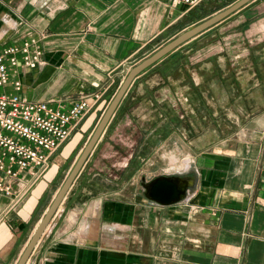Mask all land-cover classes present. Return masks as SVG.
<instances>
[{
    "label": "crops",
    "instance_id": "obj_1",
    "mask_svg": "<svg viewBox=\"0 0 264 264\" xmlns=\"http://www.w3.org/2000/svg\"><path fill=\"white\" fill-rule=\"evenodd\" d=\"M191 10L169 0H0V48L36 38L43 50V63L18 72L30 100L68 108L85 93L101 94L22 201L0 193V264H17L126 64L210 17ZM120 116L145 164L160 149L167 166L170 154L173 165L189 158L199 179L187 199L160 205L102 175L93 155ZM27 264H264V0L136 76Z\"/></svg>",
    "mask_w": 264,
    "mask_h": 264
},
{
    "label": "built area",
    "instance_id": "obj_2",
    "mask_svg": "<svg viewBox=\"0 0 264 264\" xmlns=\"http://www.w3.org/2000/svg\"><path fill=\"white\" fill-rule=\"evenodd\" d=\"M173 5H198L202 0H169ZM43 63L36 38L0 48V193L13 205L22 201L49 168L51 154L71 135L76 122L89 110L85 93L68 108L50 101H33L23 93L18 72Z\"/></svg>",
    "mask_w": 264,
    "mask_h": 264
},
{
    "label": "water",
    "instance_id": "obj_3",
    "mask_svg": "<svg viewBox=\"0 0 264 264\" xmlns=\"http://www.w3.org/2000/svg\"><path fill=\"white\" fill-rule=\"evenodd\" d=\"M250 1L251 0H236L234 3L224 8L223 10L211 15L205 20L180 33L178 36L157 49L150 56L146 57L145 59L131 67L122 84L105 109L92 135L90 136L89 140L78 156L74 166L57 191L51 204L45 211V214L40 219L17 264H27L34 248L36 247L46 228L53 219L67 192L82 170L85 162L95 148L98 140L105 131L118 105L120 104L122 98L124 97L125 93L127 92L129 86L136 78V76H138L143 70L163 58L178 46L210 28L214 24L220 22ZM188 173L190 174L185 177V175ZM198 179L199 176L197 175V171L194 169H191L190 172L177 171L174 173L160 174L153 177L152 179H147L145 176H142V193L147 199L154 201L160 205H171L187 199L196 189Z\"/></svg>",
    "mask_w": 264,
    "mask_h": 264
},
{
    "label": "rangeland",
    "instance_id": "obj_4",
    "mask_svg": "<svg viewBox=\"0 0 264 264\" xmlns=\"http://www.w3.org/2000/svg\"><path fill=\"white\" fill-rule=\"evenodd\" d=\"M233 1L235 0H202L197 5V7H192V13L190 14H199L201 15V17L207 15L210 16L211 13H214L218 9H223L227 7V5H229ZM190 16L191 15L186 16V20L191 19ZM132 64L133 63L126 64L127 66L125 67L123 73L124 76L127 75V73L132 67ZM110 101L108 102V104L110 103ZM188 101L189 100L187 98L186 102L188 103ZM187 105L190 106V103H188ZM127 110L128 109H126V111ZM100 118L97 119L96 125H94L93 128L88 130L89 132H85L86 134H84L82 140H80L78 145L68 156L67 161L61 169L59 181L64 182V180L66 179L67 175L74 166L78 156L80 155L82 149L84 148V145L88 141V137L91 136L90 134H92L94 129L96 128ZM122 121L123 119L121 118V116L117 120L114 119L112 121L105 137L102 140L101 150L96 151L93 157L102 158V175L110 177L116 176L118 183L120 185H124V193H126V191H130V189L132 190V187H137L141 191L142 176H145L147 179H151L157 175L165 173H174L177 171L190 172L192 168H190L191 166L189 167V158H186L184 160V162L188 164L186 168H184L183 166V168L181 167L182 164L180 161L176 162V164L173 165L172 159L170 161L171 165L167 166L165 162H168V160L165 159H167L168 157H164V152L161 149L156 151L151 156L154 162L152 163V165L145 164L147 159L146 151L138 152L137 150H135L137 146L136 143L139 137L129 133V129H127L124 125H121ZM70 137L71 135L69 136V138ZM170 157L176 158V160L178 159L177 156L173 154H170ZM132 179H134L133 181H135V183H131Z\"/></svg>",
    "mask_w": 264,
    "mask_h": 264
},
{
    "label": "bare ground",
    "instance_id": "obj_5",
    "mask_svg": "<svg viewBox=\"0 0 264 264\" xmlns=\"http://www.w3.org/2000/svg\"><path fill=\"white\" fill-rule=\"evenodd\" d=\"M174 161H175V158H172V162H174ZM187 165H188V164H187L186 162H184V163H182L181 167L183 166L184 168H186ZM183 167H182V168H183Z\"/></svg>",
    "mask_w": 264,
    "mask_h": 264
},
{
    "label": "flooded vegetation",
    "instance_id": "obj_6",
    "mask_svg": "<svg viewBox=\"0 0 264 264\" xmlns=\"http://www.w3.org/2000/svg\"><path fill=\"white\" fill-rule=\"evenodd\" d=\"M189 174H190V173L186 174L185 177L188 176ZM151 179H152V178H151Z\"/></svg>",
    "mask_w": 264,
    "mask_h": 264
}]
</instances>
